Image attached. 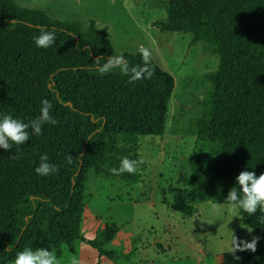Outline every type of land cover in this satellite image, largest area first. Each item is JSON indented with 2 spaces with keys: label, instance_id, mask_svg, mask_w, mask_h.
<instances>
[{
  "label": "trees",
  "instance_id": "16d2710c",
  "mask_svg": "<svg viewBox=\"0 0 264 264\" xmlns=\"http://www.w3.org/2000/svg\"><path fill=\"white\" fill-rule=\"evenodd\" d=\"M163 6L165 18L152 26L190 33V45L201 43L219 60L205 74L210 88L199 102V116L187 127L195 136L189 170L179 175L182 187L167 202L171 210L190 217L196 202L228 204L227 192L236 187L240 171L264 172V0H165ZM40 27L55 32L48 48L35 45ZM109 56L116 54L107 25L92 18L86 25L60 20L47 10L0 0V117L28 122L48 100L57 120L45 124L40 135L29 130L23 145L0 149V264H12L25 247L53 249L58 258L74 253L75 241L84 240L89 171L110 175L121 158L139 160L131 139L164 134L173 75L152 57L150 79L130 82L119 69L100 74L96 58L103 64ZM122 56L132 67L144 64L139 50ZM41 154L58 166V173L35 172ZM117 176L137 179L136 172ZM116 199L111 202H136ZM238 214L253 237L261 239L255 252H234L232 243L221 264H264L260 211ZM118 230L117 224H106L87 242L99 255L113 257L104 246Z\"/></svg>",
  "mask_w": 264,
  "mask_h": 264
},
{
  "label": "rangeland",
  "instance_id": "374dc122",
  "mask_svg": "<svg viewBox=\"0 0 264 264\" xmlns=\"http://www.w3.org/2000/svg\"><path fill=\"white\" fill-rule=\"evenodd\" d=\"M15 1L47 10L60 20L86 25L88 19H95L99 26H108L116 55L132 54L143 46L175 79L164 134L136 136L128 142L143 161L137 179L127 182L117 175L89 171L81 228L84 240L75 241V252H64L58 258L60 264H71L73 257L80 264H221L233 237L251 240L252 230L229 204L196 202L190 217L168 205L182 187L179 175L189 170L195 136L187 127L199 116V102L210 88L205 74L213 72L219 60L201 43L190 45V33L160 32L152 26L153 21L165 18V0ZM116 196L136 202H111L117 201ZM112 223L119 230L104 249L113 252V257L99 255L87 240Z\"/></svg>",
  "mask_w": 264,
  "mask_h": 264
},
{
  "label": "clouds",
  "instance_id": "9594fccd",
  "mask_svg": "<svg viewBox=\"0 0 264 264\" xmlns=\"http://www.w3.org/2000/svg\"><path fill=\"white\" fill-rule=\"evenodd\" d=\"M56 39L54 31H49L45 27L39 28V35L34 38L35 45L39 48L50 47ZM144 64L137 66H130L122 55L109 56L105 63L100 64V58H96L97 71L100 74L110 73L114 69H119L124 75L130 76L132 81L140 79H150L154 74V69L150 64V52L147 48L141 46L139 48ZM52 104L48 100L41 101V108L39 115L24 122L21 119L14 118L11 115L4 114L0 117V149L10 151L13 145H23L30 139V132L32 134L40 135L42 127L45 124H57V120L51 115ZM18 150V149H17ZM18 158V157H17ZM68 164L72 163V156L66 158ZM143 163L142 160H133L128 157L121 158L118 168H112L110 171L113 175H121L123 173L134 174L138 166ZM57 165L49 162L47 154H41L39 157V164L35 168V172L40 176H49L58 173ZM236 187H231L226 195V201L233 213L243 211L248 215H254L259 210L261 215L258 217L259 221L264 223V172L256 175L254 171L242 170L235 177ZM261 239L259 236L253 237L250 241H237L233 237L234 248L233 251H251L255 252L257 242ZM239 259V257H236ZM13 264H60L55 250L38 247H25L23 250L16 253ZM71 264H80V261L73 257Z\"/></svg>",
  "mask_w": 264,
  "mask_h": 264
}]
</instances>
